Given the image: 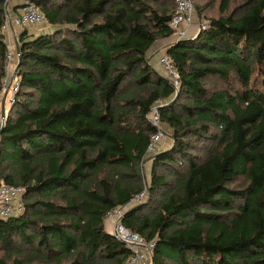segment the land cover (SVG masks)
I'll use <instances>...</instances> for the list:
<instances>
[{
  "label": "trees",
  "instance_id": "1",
  "mask_svg": "<svg viewBox=\"0 0 264 264\" xmlns=\"http://www.w3.org/2000/svg\"><path fill=\"white\" fill-rule=\"evenodd\" d=\"M234 1L166 48L169 105L149 54L173 35L175 0H35L52 27L18 36L0 181L25 188V211L0 217V264H124L105 215L144 190L123 222L155 242L151 264H264V0ZM157 102L170 142L148 156Z\"/></svg>",
  "mask_w": 264,
  "mask_h": 264
},
{
  "label": "built area",
  "instance_id": "2",
  "mask_svg": "<svg viewBox=\"0 0 264 264\" xmlns=\"http://www.w3.org/2000/svg\"><path fill=\"white\" fill-rule=\"evenodd\" d=\"M10 1L6 0V19L3 23L2 30L6 34V43L8 52L6 58V76L3 81L2 90L0 91V129L3 126L4 119L2 117L1 104L2 100L11 91L9 98L10 103L14 101L15 92L19 86L14 75L15 62L18 54L16 45L12 41L11 30L14 32L15 41H19V35L16 33V27H38L46 23L44 14L38 9L35 0H22L21 4L16 7L15 12L10 8ZM176 10L170 22V26L174 30L173 39L178 41L189 37L190 29L194 23L196 8L192 0H175ZM207 24L203 23L202 27ZM175 41V42H176ZM161 62L163 65L164 76L178 90L180 74L175 67L174 62L167 52L162 54ZM162 102H157L152 106L148 118L150 122L157 128L156 132L151 136V140L147 146V155L156 154L166 143L170 142V134L162 129V119L160 108ZM25 188L18 185L7 184L0 181V217L8 219L18 217L25 211L24 202ZM147 198V192L144 190L136 195L132 200L125 204L119 205L109 210L105 219L112 224L113 234L121 240L132 251L131 256L124 264H151L152 256L155 248V242L147 240L138 232L130 230L123 222L125 212L131 204L139 203Z\"/></svg>",
  "mask_w": 264,
  "mask_h": 264
},
{
  "label": "rangeland",
  "instance_id": "3",
  "mask_svg": "<svg viewBox=\"0 0 264 264\" xmlns=\"http://www.w3.org/2000/svg\"><path fill=\"white\" fill-rule=\"evenodd\" d=\"M219 1L220 0H195L196 5L199 6L200 8H204L206 6H209V8H207V10L204 9V12L202 13L201 17L199 16L198 11H196L194 23L192 24V27L190 29L189 36L196 35L198 30H200L201 25H203V23H205L206 18H208V17H217V16L220 15V12H219ZM241 2H242V0H235L234 3H233V6H237ZM51 27L52 26H50L47 23H45L43 25L38 26L37 28L40 29V30H43L44 28L45 29L47 28L48 30H50ZM175 41L176 40H174L173 37L159 39L157 41V43L155 44V46L150 51V53H151L153 50H159V52H157V53H159L157 58L156 57H151L150 54H149V59H150L151 64L155 68H158V70H160L159 72H161L162 74H164V72H163L164 69H163V65H162V62H161L162 49L164 47H168L169 44H171V43H173ZM210 82H213L211 84L212 87L222 86V84H223L220 81H217V79L211 80ZM130 87H135L134 82L132 80L130 81ZM9 104H10V100H9ZM162 129L167 134H171L170 133L171 131H170L169 127L165 123L162 124ZM168 144L169 143H166L164 146H166ZM150 166H151V162H146V163L143 164L142 171H143V174H144V178L149 177ZM142 202H147V198H144V200ZM106 227H107L108 230L112 231V224L110 222L106 223ZM1 254H2V252H0V255Z\"/></svg>",
  "mask_w": 264,
  "mask_h": 264
},
{
  "label": "crops",
  "instance_id": "4",
  "mask_svg": "<svg viewBox=\"0 0 264 264\" xmlns=\"http://www.w3.org/2000/svg\"><path fill=\"white\" fill-rule=\"evenodd\" d=\"M21 1L22 0H11V2H10V8L15 12V8L16 7H18L20 4H21ZM23 29H25V27H23V26H21V27H16L15 28V31H16V33L19 35L21 32H22V30ZM28 29V32H29V34H31V35H37V34H39V33H41V32H43V30H45V28L43 29V30H40V29H38L37 27H32V28H27ZM11 37H12V41H13V43L16 45V41H15V38H14V32L11 30ZM166 48L167 47H164L163 49H162V54H164L165 52H166ZM157 52H159V50H153L151 53H150V56L151 57H158V55H159V53H157ZM157 54V55H156ZM155 55V56H154ZM156 69H158V68H156ZM160 71V70H159ZM11 95H12V93H11V91L7 94V96H6V103H5V109H6V112L8 111V108L10 107V104H9V98L11 97Z\"/></svg>",
  "mask_w": 264,
  "mask_h": 264
},
{
  "label": "water",
  "instance_id": "5",
  "mask_svg": "<svg viewBox=\"0 0 264 264\" xmlns=\"http://www.w3.org/2000/svg\"><path fill=\"white\" fill-rule=\"evenodd\" d=\"M16 51H17V54H18V62H17V65H16V67L14 69V75H16V73L18 71V68H19V64H20L21 45H20L19 42H16ZM178 90H177V93L174 96V98L170 101L169 105L173 104L177 100L178 95H179ZM5 103H6V96L3 98L2 104H1V111H2V117L4 119V122H5V119H6V109H5L6 106H5Z\"/></svg>",
  "mask_w": 264,
  "mask_h": 264
},
{
  "label": "clouds",
  "instance_id": "6",
  "mask_svg": "<svg viewBox=\"0 0 264 264\" xmlns=\"http://www.w3.org/2000/svg\"><path fill=\"white\" fill-rule=\"evenodd\" d=\"M19 42V41H18Z\"/></svg>",
  "mask_w": 264,
  "mask_h": 264
}]
</instances>
